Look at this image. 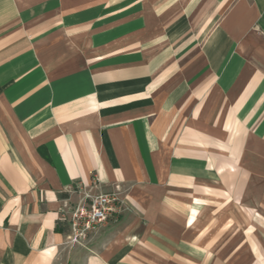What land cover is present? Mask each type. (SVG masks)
<instances>
[{"label": "crops", "instance_id": "obj_1", "mask_svg": "<svg viewBox=\"0 0 264 264\" xmlns=\"http://www.w3.org/2000/svg\"><path fill=\"white\" fill-rule=\"evenodd\" d=\"M0 264H264V0H0Z\"/></svg>", "mask_w": 264, "mask_h": 264}, {"label": "built area", "instance_id": "obj_2", "mask_svg": "<svg viewBox=\"0 0 264 264\" xmlns=\"http://www.w3.org/2000/svg\"><path fill=\"white\" fill-rule=\"evenodd\" d=\"M126 209V199L119 188L94 196L85 193L77 203L64 202L61 214L70 227L68 240L80 244L88 232L109 220H116Z\"/></svg>", "mask_w": 264, "mask_h": 264}, {"label": "rangeland", "instance_id": "obj_3", "mask_svg": "<svg viewBox=\"0 0 264 264\" xmlns=\"http://www.w3.org/2000/svg\"><path fill=\"white\" fill-rule=\"evenodd\" d=\"M225 202H227V201H229V198L228 197H226L225 199ZM229 202H231V201H229ZM228 204H226V206H227Z\"/></svg>", "mask_w": 264, "mask_h": 264}]
</instances>
